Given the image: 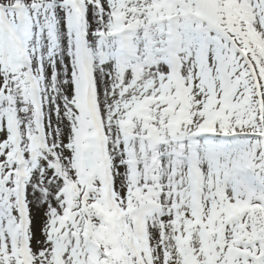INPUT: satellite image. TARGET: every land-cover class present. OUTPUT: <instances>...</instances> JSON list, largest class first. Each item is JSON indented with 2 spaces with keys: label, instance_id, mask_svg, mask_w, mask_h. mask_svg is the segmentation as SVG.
Instances as JSON below:
<instances>
[{
  "label": "snow or ice",
  "instance_id": "snow-or-ice-1",
  "mask_svg": "<svg viewBox=\"0 0 264 264\" xmlns=\"http://www.w3.org/2000/svg\"><path fill=\"white\" fill-rule=\"evenodd\" d=\"M0 264H264V0H0Z\"/></svg>",
  "mask_w": 264,
  "mask_h": 264
}]
</instances>
